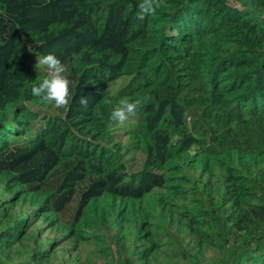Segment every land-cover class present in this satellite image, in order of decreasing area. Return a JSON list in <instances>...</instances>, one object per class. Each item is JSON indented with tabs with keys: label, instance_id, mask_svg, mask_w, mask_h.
<instances>
[{
	"label": "trees",
	"instance_id": "16d2710c",
	"mask_svg": "<svg viewBox=\"0 0 264 264\" xmlns=\"http://www.w3.org/2000/svg\"><path fill=\"white\" fill-rule=\"evenodd\" d=\"M139 2L0 0V264H264V0Z\"/></svg>",
	"mask_w": 264,
	"mask_h": 264
},
{
	"label": "clouds",
	"instance_id": "9594fccd",
	"mask_svg": "<svg viewBox=\"0 0 264 264\" xmlns=\"http://www.w3.org/2000/svg\"><path fill=\"white\" fill-rule=\"evenodd\" d=\"M160 7L161 0H140L138 18L143 20L146 14H154ZM29 52H31V49H29ZM35 67L45 68L48 75L38 85L32 87L31 94L34 97L41 98L43 101L54 104L56 108H67L72 99L69 67L52 53L37 57ZM141 103L140 99L135 101L121 100L111 111L109 119L112 122L123 125L130 117L137 115V109L141 106ZM79 104L81 108L87 109L88 97L81 96Z\"/></svg>",
	"mask_w": 264,
	"mask_h": 264
},
{
	"label": "water",
	"instance_id": "95a60500",
	"mask_svg": "<svg viewBox=\"0 0 264 264\" xmlns=\"http://www.w3.org/2000/svg\"><path fill=\"white\" fill-rule=\"evenodd\" d=\"M28 44L30 45L31 49H34L38 44H33L29 40H27Z\"/></svg>",
	"mask_w": 264,
	"mask_h": 264
}]
</instances>
